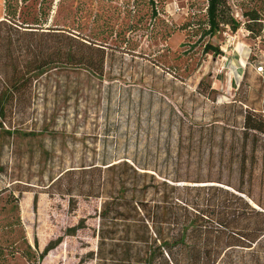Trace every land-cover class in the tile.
I'll return each instance as SVG.
<instances>
[{
	"label": "rangeland",
	"instance_id": "1",
	"mask_svg": "<svg viewBox=\"0 0 264 264\" xmlns=\"http://www.w3.org/2000/svg\"><path fill=\"white\" fill-rule=\"evenodd\" d=\"M208 2H20L25 17L43 3L50 25L106 45L107 62L103 76L50 68L35 82L31 110L0 128V264H95L88 255L97 248L100 200L80 196L71 207L67 190L78 194L77 175L50 187L95 159L125 156L166 175L220 179L264 201V132L243 135L247 117L264 129V0H228L241 26L215 36L204 33ZM187 23L200 25L198 33L182 29ZM207 42L223 54L205 52ZM83 218L87 228L67 235Z\"/></svg>",
	"mask_w": 264,
	"mask_h": 264
},
{
	"label": "trees",
	"instance_id": "2",
	"mask_svg": "<svg viewBox=\"0 0 264 264\" xmlns=\"http://www.w3.org/2000/svg\"><path fill=\"white\" fill-rule=\"evenodd\" d=\"M28 1L6 0V15L0 19L2 129L8 117L31 110L35 82L50 68L69 66L102 76L105 72L106 45L50 25L43 3L37 16L25 17L19 4ZM153 14L158 15L157 9ZM250 19L258 21L260 15L252 14ZM207 25L204 33L215 36L225 26L237 31L241 22L233 16L228 0H209ZM198 27L187 23L182 29L198 33ZM204 47L207 53L223 54L211 42ZM9 125L17 129L11 122ZM245 127V137L249 131L264 132L250 117ZM240 171L245 172V164ZM72 175L78 177L74 180L78 194L67 190L72 208L80 196L101 202L94 229L97 248L88 255L95 264H264V201L252 191L220 179H191L178 172L166 175L125 156L95 159L65 170L50 187L68 177L71 184ZM86 228L83 218L66 234ZM63 239L49 241L40 259ZM20 254L31 259V253ZM248 256L253 257L252 263L242 260Z\"/></svg>",
	"mask_w": 264,
	"mask_h": 264
}]
</instances>
